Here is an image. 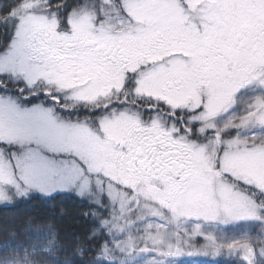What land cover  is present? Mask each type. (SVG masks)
<instances>
[{
    "label": "snow or ice",
    "instance_id": "obj_1",
    "mask_svg": "<svg viewBox=\"0 0 264 264\" xmlns=\"http://www.w3.org/2000/svg\"><path fill=\"white\" fill-rule=\"evenodd\" d=\"M33 200L0 264H264V0H0V206Z\"/></svg>",
    "mask_w": 264,
    "mask_h": 264
},
{
    "label": "trees",
    "instance_id": "obj_2",
    "mask_svg": "<svg viewBox=\"0 0 264 264\" xmlns=\"http://www.w3.org/2000/svg\"><path fill=\"white\" fill-rule=\"evenodd\" d=\"M65 208L67 209V215L58 218L56 220V226L62 230V234L66 236H71L73 233H79L86 227L82 222L77 220L78 212L82 205L80 202L75 201L71 198L65 199L63 201ZM50 209L44 204V202L39 200H33L27 203H21L14 207H3L0 208V226L8 224L7 229H10L13 224L21 225L27 217H41L48 219V214ZM18 240H23L22 229L17 234ZM9 240L8 231L0 230V242H6ZM10 250H3L0 255L7 258L11 255ZM15 255V253L13 254ZM193 261L184 262V264H192Z\"/></svg>",
    "mask_w": 264,
    "mask_h": 264
},
{
    "label": "rangeland",
    "instance_id": "obj_3",
    "mask_svg": "<svg viewBox=\"0 0 264 264\" xmlns=\"http://www.w3.org/2000/svg\"><path fill=\"white\" fill-rule=\"evenodd\" d=\"M3 207H5V206H0V208H3ZM8 250H10L9 254L11 256L7 257V258L4 257L5 260H8L9 258H14V256H15V255H13L14 252L11 249H8ZM4 251H5V249H4ZM189 261H193L192 264H208V261L204 258L185 260V262H189Z\"/></svg>",
    "mask_w": 264,
    "mask_h": 264
}]
</instances>
